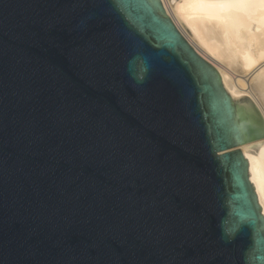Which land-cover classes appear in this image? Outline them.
Here are the masks:
<instances>
[{"label": "water", "instance_id": "1", "mask_svg": "<svg viewBox=\"0 0 264 264\" xmlns=\"http://www.w3.org/2000/svg\"><path fill=\"white\" fill-rule=\"evenodd\" d=\"M233 99L163 0H0V264H264Z\"/></svg>", "mask_w": 264, "mask_h": 264}, {"label": "bare ground", "instance_id": "2", "mask_svg": "<svg viewBox=\"0 0 264 264\" xmlns=\"http://www.w3.org/2000/svg\"><path fill=\"white\" fill-rule=\"evenodd\" d=\"M163 2L188 41L218 68L233 99L249 96L264 118V0ZM242 150L264 214V158Z\"/></svg>", "mask_w": 264, "mask_h": 264}, {"label": "rangeland", "instance_id": "3", "mask_svg": "<svg viewBox=\"0 0 264 264\" xmlns=\"http://www.w3.org/2000/svg\"><path fill=\"white\" fill-rule=\"evenodd\" d=\"M186 33H188V32L186 31Z\"/></svg>", "mask_w": 264, "mask_h": 264}]
</instances>
